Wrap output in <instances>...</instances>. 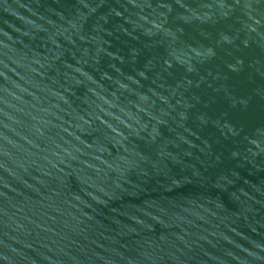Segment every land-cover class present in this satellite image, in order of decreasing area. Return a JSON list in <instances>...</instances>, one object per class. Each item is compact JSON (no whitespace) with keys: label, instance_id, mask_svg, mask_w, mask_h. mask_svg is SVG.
<instances>
[{"label":"water","instance_id":"obj_1","mask_svg":"<svg viewBox=\"0 0 264 264\" xmlns=\"http://www.w3.org/2000/svg\"><path fill=\"white\" fill-rule=\"evenodd\" d=\"M0 264H264V0H0Z\"/></svg>","mask_w":264,"mask_h":264}]
</instances>
